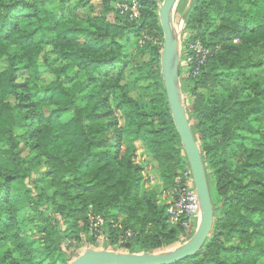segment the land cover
Instances as JSON below:
<instances>
[{
    "label": "trees",
    "instance_id": "obj_1",
    "mask_svg": "<svg viewBox=\"0 0 264 264\" xmlns=\"http://www.w3.org/2000/svg\"><path fill=\"white\" fill-rule=\"evenodd\" d=\"M63 1L0 0V60L8 58L0 71V264H70L77 256L72 248H94L89 213L105 220L104 247L167 251L182 242L178 228L167 222V200L158 203L141 189L135 163V142H142L164 191L189 170L160 71L162 0H138L134 20L119 15L115 0H99L101 12L84 24ZM184 11L183 46L199 40L211 49L197 75L179 66V76L181 91L192 97L185 112L204 164L213 222L200 249L172 264H258L264 258V67L250 55L264 49V0H180L175 16ZM131 45L147 58L127 80ZM45 46L60 60L57 77L78 72L68 85L58 78L38 84ZM21 71L26 78L18 82ZM89 85L79 105L77 96ZM133 90L148 100L138 101ZM44 107L51 108L48 116ZM67 112L71 117L61 121ZM244 134L257 136L256 144L247 147ZM20 142L33 158L21 157ZM239 153L243 159L231 168L230 158ZM41 167L44 173L30 182ZM27 207L38 220L29 232L17 222ZM113 210L121 221H109Z\"/></svg>",
    "mask_w": 264,
    "mask_h": 264
},
{
    "label": "water",
    "instance_id": "obj_2",
    "mask_svg": "<svg viewBox=\"0 0 264 264\" xmlns=\"http://www.w3.org/2000/svg\"><path fill=\"white\" fill-rule=\"evenodd\" d=\"M179 1L162 0L157 11L162 31V48L159 62L170 114L180 137L193 188L200 203V215L197 225L190 238L174 249L154 254L150 252H118L104 247L97 249L88 247L77 255L70 264H172L183 258L193 256L211 231L213 206L204 164L180 99L177 83L180 48L178 46L179 35L174 30L173 19ZM185 11L182 14L183 17H185Z\"/></svg>",
    "mask_w": 264,
    "mask_h": 264
},
{
    "label": "rangeland",
    "instance_id": "obj_3",
    "mask_svg": "<svg viewBox=\"0 0 264 264\" xmlns=\"http://www.w3.org/2000/svg\"><path fill=\"white\" fill-rule=\"evenodd\" d=\"M189 1L190 0H187V2H189ZM58 2L61 3V0H55V4H57ZM81 4H83L82 0H64L62 2L63 6H66L67 8H73L75 20L80 24H84V21L87 17L97 15L101 10V7L99 5L98 0H89L84 5H81ZM184 21H185V17H183V16L177 17L174 15L173 26H174L175 32L179 35L178 46L180 49H181V47L183 45L182 43L185 39ZM216 47H217V49H219L218 45ZM51 51H52L51 46H45L43 49V52L39 56V60L37 62L38 70H39V75L37 78L38 84L39 85H46V84L50 83L51 81L55 80L56 78H58L63 84L68 85L69 83L67 81L70 78H73L78 72H76V74H74V72H72L68 76L60 75L57 77L55 70L59 66L60 60L57 58L56 55L52 54ZM127 55H128L127 56L128 65H127L125 72H126V79L130 80L133 77V76H131V72L133 71L134 67L136 65L142 63L143 61H145L147 56L137 52L134 45H131V47H129L127 49ZM250 58L255 63H263V67H264V49L263 48L255 47L253 49V52L250 55ZM181 60H182V54L180 52V56L178 59L179 66L181 64ZM7 63H8L7 57H3L0 60V71L3 70L7 66ZM253 70L257 72L258 68H254ZM25 78H26V72L25 71H21L18 73V76H17L18 82L24 81ZM80 78L84 81L85 84L87 83L85 77L82 74H81ZM228 81H229V79H227V82ZM177 83H178L179 96H180L181 102L183 104V107L186 109L187 106L189 104H191L192 97H190L189 95H186L185 93H183L181 91L180 76L177 79ZM236 85H237V83L233 82L232 84L228 85L227 89H231V88L235 87ZM91 88H92V85H89L86 87V91H84L85 92L84 94H83V92L78 94L77 98H78L79 105H82L83 101L88 98L89 92L91 91ZM218 89L222 90L224 88L221 84H219ZM198 94L203 95L204 94L203 90H199ZM130 95L132 97H135L138 101L143 102V103H145V101L148 100V97L146 95H143L142 93L140 94L137 90L131 91ZM10 101L13 103V102H15V99L13 97H11ZM42 112L44 113L45 116H48L51 112V108L50 107H44L42 109ZM114 115H115L114 117H116V114H114ZM70 117H71V112L63 113L60 115V120L64 121V120L69 119ZM120 124H121V121L119 122V125ZM22 131H23L22 129L17 130L16 131L17 135L21 134ZM257 138H258L257 136H252L250 134H244L243 142L247 147H251V146H254L256 144L255 139H257ZM31 143H32V141H31ZM123 148H124V146H122V150H123ZM135 148H136L135 163H137L138 166L140 167L138 182H139V185L142 187L141 189H143V190L146 189L149 193H151L150 191H152V193L155 194V195L154 194L153 195L156 197L158 203L166 201L167 200L166 191H164L160 187V182H159V179L157 176L155 162L150 157L149 152L146 150V147L144 146V144L142 142H135ZM18 153L24 159H31L34 157V153H32V151L29 149V147L27 145L23 144L22 142L19 143ZM241 159H243V156L241 153L236 154L233 157H231L229 160L230 167L234 168L236 163L241 161ZM44 171L45 170L43 167L39 168L38 172H37V170L33 171L34 172L33 177L30 179V182L32 181V179L39 177L42 173H44ZM150 176L153 177L151 179V182H150ZM145 179H149V181L146 180L147 181V183H146ZM140 191L142 192V190H140ZM120 193L121 192H116L117 196L120 195ZM35 217H36V212L29 207H27L24 210H22L21 212H19L17 215V222H18L20 229L23 231H26V232L35 230V224L38 223V220H36V219L34 220ZM113 217H119V220L120 219L122 220V218H123L122 215L117 216V214L114 210L112 211V214L109 217V221H112ZM193 229H194V227L192 225L190 227L189 232L193 231ZM38 237H36V239H38ZM185 241H182V242L176 244L175 246L170 247L169 249H174V248L180 246ZM36 244L38 245V241ZM91 244H92L91 246H93L95 249L101 248L98 245H96L95 242H94V244L93 243H91ZM85 245L79 246L75 249L72 248L73 254L79 255L80 253H82L83 250H85ZM107 249H109V248H107ZM113 249H111V250H113ZM116 251L124 252L122 250H116ZM47 262H48V259L45 261V263H47ZM258 264H264V258L259 259Z\"/></svg>",
    "mask_w": 264,
    "mask_h": 264
},
{
    "label": "built area",
    "instance_id": "obj_4",
    "mask_svg": "<svg viewBox=\"0 0 264 264\" xmlns=\"http://www.w3.org/2000/svg\"><path fill=\"white\" fill-rule=\"evenodd\" d=\"M114 9L118 11L119 15L127 17V19L134 20L139 17V2L138 0H115L113 2ZM182 56L180 67L183 73L195 76L199 73L201 67L211 49L204 47L199 40L182 45L180 49ZM153 177L150 176V182ZM175 186L166 191L167 197V222L171 226L178 228V239L180 241L187 240L190 236V227L193 225L194 229L197 225L200 215V203L198 196L193 188L191 174L189 170H185L174 179ZM88 222L90 231L94 233L95 243L99 247H104L105 240L104 224L105 220L96 214H88ZM193 229V231H194ZM193 233V232H192ZM131 235L130 231L126 232V236ZM105 247L109 249L112 248ZM114 250V249H113Z\"/></svg>",
    "mask_w": 264,
    "mask_h": 264
},
{
    "label": "crops",
    "instance_id": "obj_5",
    "mask_svg": "<svg viewBox=\"0 0 264 264\" xmlns=\"http://www.w3.org/2000/svg\"><path fill=\"white\" fill-rule=\"evenodd\" d=\"M98 2H99V5H100V1H99V0H98ZM100 12H101V10H100ZM100 12H99V13H100ZM99 13H98V14H99ZM98 14H97V15H98Z\"/></svg>",
    "mask_w": 264,
    "mask_h": 264
}]
</instances>
